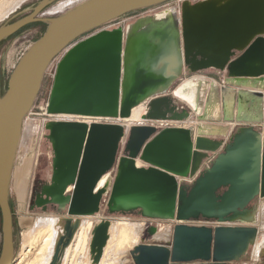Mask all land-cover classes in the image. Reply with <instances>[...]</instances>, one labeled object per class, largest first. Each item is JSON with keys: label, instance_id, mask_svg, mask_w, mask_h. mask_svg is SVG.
Listing matches in <instances>:
<instances>
[{"label": "water", "instance_id": "water-1", "mask_svg": "<svg viewBox=\"0 0 264 264\" xmlns=\"http://www.w3.org/2000/svg\"><path fill=\"white\" fill-rule=\"evenodd\" d=\"M53 1L42 0L29 15L0 27L1 44L30 24H47L19 60L4 93L0 80V264L15 262L10 189L24 121L60 56L47 113L115 121L46 123L55 156L52 182L43 186L42 199L77 216L95 215L107 196L110 212L241 223L215 228L178 224L171 243H141L132 251L136 264L239 260L258 234L253 226L258 209L250 204L264 197V131L254 125L264 123V0H183L113 29L105 27L171 0H85L60 15L42 16ZM210 69L216 78L195 75ZM187 72L193 76L186 77ZM186 80L195 84L196 104L177 92ZM178 101L187 108L178 109ZM142 104L148 107L144 120L184 121L193 114L196 124L160 130L148 123L131 126L129 154L112 177L128 131L121 121ZM235 120L247 125L237 128L190 187L181 184L179 178L194 176L210 153L220 150ZM107 174L105 185L98 187ZM70 185L72 193L65 194ZM79 224L77 219L72 230L66 227L68 239L56 241L50 264L60 262V251L73 242ZM109 228L108 221H101L92 229L95 263L103 256ZM148 232L154 235L157 229ZM87 244L85 233L81 250Z\"/></svg>", "mask_w": 264, "mask_h": 264}, {"label": "rangeland", "instance_id": "rangeland-1", "mask_svg": "<svg viewBox=\"0 0 264 264\" xmlns=\"http://www.w3.org/2000/svg\"><path fill=\"white\" fill-rule=\"evenodd\" d=\"M3 0H1L2 2ZM6 1H18V0H6ZM42 0H22L20 1L19 5L9 12L6 16L2 17L0 19V27L15 22L27 15H29L34 8L41 2ZM71 1V2H69ZM75 1V2H74ZM85 0H54L44 11L42 16H57L65 11L69 10L70 8L78 5L79 3L83 2ZM183 0H177L168 2L167 4L163 6H159L158 8H149L148 12L153 11L156 12L160 9H163L165 7H169L175 4H181ZM197 1V0H193ZM63 2V3H62ZM67 2V3H66ZM64 8L60 10H56L55 8L59 4H64ZM127 20L126 17H122L119 20L115 21L114 23L107 25L106 29H113L117 27L120 23H125ZM46 23H33L30 24L23 29H21L16 34L12 35L11 37H8L0 44V80H1V87H2V93H4L7 89V83L8 79L10 77L8 73V66L7 62L10 59L13 58V55L17 57L16 55V45H18L20 42L29 40V41H36L41 35L45 32L46 29ZM61 56L57 58L49 67L46 76L44 78V84L43 88L41 89L40 94L38 95V98L36 99L33 108L31 109L28 116L25 118L24 124L26 122V130L28 122L31 120H34L36 122H33L35 126V131H38L39 133L32 137L30 140V151L28 152V149L25 145L26 142H23L20 148V151L18 153V160L15 165L14 175L12 178V189H10L11 194V206L14 216V242H15V261L19 258L24 245V238L26 234L32 233L35 231L37 220L42 217L44 218H52L54 217L55 220L57 218L56 224H55V231H56V241H60L63 239L65 242L68 239V235L66 232V227L69 225L72 230V224L75 223V221L78 219L80 220V228L83 225V228H86L85 231L88 235V244L86 245L84 250H81L77 252L76 256L74 257L71 264H81L82 258L87 255L89 264H104V255H105V248H103V260L101 258L100 262L95 263L93 261L92 256V250H91V240H92V229L94 226H96L101 221H108L111 225L114 221L118 220H127L132 221L135 223H138L140 225V233L139 238L134 245L126 250L122 251V254L114 255L113 253L111 256L109 254L105 256V260H114V264H136V261L134 260L132 251L134 248L141 244V243H150V244H168L172 242L173 236H174V229L176 224V219H160V218H148L144 217L139 210H135L134 212H110L109 207L107 206V196L103 198L100 206V210L92 216H77V215H70L68 212V207L66 209H61L58 204H54L52 202L45 201L42 199V188L44 185L49 184L51 181V175L53 172V159H54V150L51 145L50 140L46 137V134L49 133V131L46 128V123L51 120H75V121H85L87 123H90L95 118L88 117V116H74V115H49L47 113V104L49 102L51 89L54 82V77L56 73L57 64L60 60ZM203 72H210L212 77L209 78H216V70L210 69L205 70L202 72H198L195 75H202ZM193 76V74H189L187 72L186 77ZM182 106L187 108V105L183 103L182 101H178ZM145 110L143 115H145L148 111V107L146 104ZM58 118H56V117ZM62 118V119H60ZM196 119V118H195ZM194 119V120H195ZM123 121V120H122ZM166 122H173L174 120H164ZM189 124H193V119H189ZM144 123V119L142 121H134L133 125H138ZM232 123V122H231ZM234 123H241V122H234ZM233 124V123H232ZM128 131L126 133V136L121 140L120 146L118 149L117 154V161L115 166L110 172V175L112 177L115 176L117 172V166L119 160L127 156L129 154L128 142H129V128L132 126H128L125 124ZM158 129L159 126H158ZM33 131V127L30 128V134ZM29 134V131L27 132ZM26 134V136L28 135ZM26 136L24 139H26ZM23 139V141H24ZM213 153H210V156ZM42 160L46 162V175H43L40 173V166L42 163ZM207 160V159H205ZM205 160L202 164H204ZM140 163V160H138ZM49 182L46 183L47 180ZM190 187V185L188 186ZM74 186L70 185L68 190H66L65 194L72 193ZM46 198L47 196L44 195ZM250 207L257 208L258 209V218L256 223L253 224V226L258 228V234L256 236V239L254 242L250 245L248 251L239 259V260H232L227 262L228 264H264V197H257L255 200H253L250 204ZM97 216V217H96ZM43 218V219H44ZM67 219H71V224H68ZM198 219H206L209 222H212L213 224L216 223V225H206L208 227H217L223 224L228 225H242L241 223H222L216 219H209L200 217ZM190 220V219H189ZM218 222V223H217ZM211 223V224H212ZM92 224V228H88V225ZM183 224V223H180ZM187 225V224H185ZM244 225V224H243ZM86 226V227H85ZM192 226V225H189ZM151 227H156L157 232L154 235L149 234V229ZM84 230V229H83ZM164 233V237H158L159 234ZM78 232V231H77ZM159 233V234H158ZM25 235V236H24ZM109 236L111 237V234L109 233ZM109 237V239H110ZM2 241H3V233H2V214L0 210V254L2 249ZM109 241V240H108ZM166 242V243H161ZM71 245V244H70ZM67 245L64 250L60 251V262L58 264H65L66 261L64 260L66 255V249L70 246ZM54 253V251H53ZM119 256V257H118ZM115 257L117 258L115 260ZM53 258V254L51 256V259ZM114 258V259H113ZM111 260V261H112ZM52 260H50L49 263H51ZM65 262V263H64Z\"/></svg>", "mask_w": 264, "mask_h": 264}, {"label": "bare ground", "instance_id": "bare-ground-1", "mask_svg": "<svg viewBox=\"0 0 264 264\" xmlns=\"http://www.w3.org/2000/svg\"><path fill=\"white\" fill-rule=\"evenodd\" d=\"M20 1L22 0L12 1V2L6 1V0H3L1 2L0 0V19L6 16L12 10H14L19 5ZM64 5L65 3L59 4L55 8V11L64 8L63 7ZM184 83L185 84L177 90L178 94L183 99H186L188 101L195 103V97L192 93V90L195 89V84L193 82H189L188 80H186ZM144 110H145L144 104L134 108L131 117L121 122L128 126H131V125L133 126L134 121H139V122L142 121L143 116H144L143 115ZM56 116H59V115H56ZM112 121H115V120H112ZM112 121H108V122H112ZM93 122L108 123V122H99V121L93 120L89 124ZM136 134L137 133L135 132L134 137H136ZM138 165H142V162L140 161L139 163L138 161ZM107 179H108V174L105 175L100 180L98 187H102L103 185H105ZM43 218L44 217H42V219L40 218V220L39 219L37 220L35 231H33L32 233L28 232L26 236L24 235L25 236L24 245H23L24 248L19 258L13 264H50L49 262L50 260H52L51 259L52 254L54 255L53 251H55V246H56L55 243L57 240L56 231L58 230L55 231V224H56L57 218L56 220L54 217L52 218L47 217L44 219ZM85 229L86 228H83V225H82L81 229L76 234L73 242L66 249V255L64 258V260L66 261V263L64 262L65 264H71L78 250L80 249L79 252L81 251V248L83 247V243H84L85 233H86ZM139 230H140V225L138 223L127 221V220L114 221L110 225V228H109V233L111 234V237L109 236L110 239L105 248V255H104V261H103L104 264H114L113 262L114 260L112 259H111L112 261L105 260L109 258V257L105 258V256H107L108 254L109 256H111V254L113 253L114 255L117 256V254H122L123 250L131 248L134 245V243L138 241L139 233H140ZM164 233L165 232L163 231L161 234L158 233L159 234L158 237L162 239L161 237L165 236ZM116 259L117 258L115 257V260ZM81 264H89L88 258H84V259L82 258Z\"/></svg>", "mask_w": 264, "mask_h": 264}, {"label": "crops", "instance_id": "crops-1", "mask_svg": "<svg viewBox=\"0 0 264 264\" xmlns=\"http://www.w3.org/2000/svg\"><path fill=\"white\" fill-rule=\"evenodd\" d=\"M148 10H149V8L147 9H140V10H137V11H134V12H131V13H129L128 15H126V16H124V17H126L127 18V20H126V22L125 23H130V22H133V21H135L138 17H140V16H143V15H146V14H150V13H154L153 11H150V12H148ZM114 23V22H113ZM112 24V23H111ZM110 25V24H109ZM107 26V25H106ZM46 28H47V25H46ZM46 30V29H45ZM203 75H206V76H209V77H212L213 75H211V73L210 72H203ZM188 77V76H187ZM43 84H44V82H43ZM42 88H43V86H42ZM264 91V90H263ZM184 106H182L179 102H178V109H182ZM195 116L193 115V114H190V117L187 119V120H184V121H173V122H166V121H164V120H157V121H149V120H144V123H148V124H155V125H157V127L159 126V128L160 129H164V128H166V127H168V126H170V125H172V126H183V127H193L195 124H196V121L194 120L195 118H194ZM189 119H193V124H189V122H187V121H189ZM123 121H125V120H123ZM237 120H235L234 122H236ZM33 122H36V121H34V120H31V121H29L28 122V125H27V130H26V122H25V124H24V126H23V132H22V138H21V142H20V146H19V148H21V145H22V143L23 142H26L25 143V145H26V147H27V149H28V152L31 150L30 148V140H31V138L32 137H34V136H36L39 132L38 131H35V126H34V124H33ZM234 122H230L229 124H230V126H231V128H230V133H229V137L227 136L226 138H224L223 140H224V143H223V145L221 146V148H220V150H218L217 152H214V154H215V157H214V159L217 157V155H218V153L223 149V146L229 141V139H230V137H231V135L237 130V128L238 127H240V126H242V125H247V123H245V122H241V123H234ZM257 128H259V129H261V130H263L264 131V128H262V127H260V126H258V125H256V124H254ZM31 127H33V131L31 132V134H30V128ZM263 127H264V124H263ZM159 129V130H160ZM29 131V134L27 133ZM26 134H28L27 136H26ZM26 136V139H24V137ZM32 136V137H31ZM23 139H24V141H23ZM220 139V138H219ZM19 151H20V149L18 150V153H19ZM17 160H18V155H17V159H16V163H17ZM16 163H15V165H16ZM14 170H15V166H14ZM14 170H13V173H14ZM201 173H199V175H200ZM14 175V174H13ZM199 175H197V177L199 176ZM191 177V176H190ZM197 177H195V179L194 180H196V178ZM12 178H13V176H12ZM184 178V177H183ZM183 178H179L180 179V183L181 184H183V185H186V186H191L193 183H194V180H193V182H188V181H185ZM11 189H12V181H11ZM10 202H11V194H10ZM97 217V216H96ZM161 243H166V242H161ZM87 255H85L84 257H83V259L84 258H88V257H86ZM104 257V256H103ZM102 260H103V258H102ZM101 260V261H102Z\"/></svg>", "mask_w": 264, "mask_h": 264}, {"label": "built area", "instance_id": "built-area-1", "mask_svg": "<svg viewBox=\"0 0 264 264\" xmlns=\"http://www.w3.org/2000/svg\"><path fill=\"white\" fill-rule=\"evenodd\" d=\"M172 1H177V0H171L169 2H172ZM167 3L168 2H166V3L162 4V5H159V6L161 7V6H163V5L167 4ZM159 6L152 7V8H158ZM34 43H35V41L26 40V41L20 42L18 45H16V50L15 51H16L17 57L13 55V58L10 59V57H9V61L7 62V66H8V69L7 70H8L9 75H11V73L14 71V69H15L16 65L18 64L19 60L21 59V57L29 50V48ZM95 118H97V119H94V120L95 121H99V122L112 121L111 118H107V117H95ZM263 124L264 123H262V124H256V125L264 128L263 127ZM229 136L230 135H228V137ZM212 155L213 156H211V157L207 158V160H205L204 164L201 165L200 169L197 171V173L194 176L184 177L183 179L185 181H188V182H193V180L195 179V177H197V175H199V173H202L207 168H210L212 166V163H213L214 157H215V154L214 153ZM176 222H177L176 224L183 223V224L192 225V226L216 225V223L213 224L212 222H209L206 219H190V220H178V219H176Z\"/></svg>", "mask_w": 264, "mask_h": 264}, {"label": "flooded vegetation", "instance_id": "flooded-vegetation-1", "mask_svg": "<svg viewBox=\"0 0 264 264\" xmlns=\"http://www.w3.org/2000/svg\"><path fill=\"white\" fill-rule=\"evenodd\" d=\"M46 169H47L46 162L42 160V163H41V166H40V173L43 174V175H46L45 174L47 172ZM49 181H50V179L47 180L46 183L49 182Z\"/></svg>", "mask_w": 264, "mask_h": 264}]
</instances>
